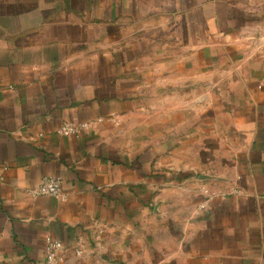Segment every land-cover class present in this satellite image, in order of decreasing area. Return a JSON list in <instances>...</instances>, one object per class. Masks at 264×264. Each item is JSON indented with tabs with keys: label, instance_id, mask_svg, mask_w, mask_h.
<instances>
[{
	"label": "crops",
	"instance_id": "1",
	"mask_svg": "<svg viewBox=\"0 0 264 264\" xmlns=\"http://www.w3.org/2000/svg\"><path fill=\"white\" fill-rule=\"evenodd\" d=\"M0 264H264V0H0Z\"/></svg>",
	"mask_w": 264,
	"mask_h": 264
},
{
	"label": "built area",
	"instance_id": "2",
	"mask_svg": "<svg viewBox=\"0 0 264 264\" xmlns=\"http://www.w3.org/2000/svg\"><path fill=\"white\" fill-rule=\"evenodd\" d=\"M87 123L74 124L65 122L61 128L60 133L68 135H76L82 128L87 127ZM34 195H50L58 199H64V192L62 187V179L60 177H49L43 178V181L39 186L30 191ZM47 262L52 263L57 258V251L63 247V243L59 240L47 237Z\"/></svg>",
	"mask_w": 264,
	"mask_h": 264
}]
</instances>
